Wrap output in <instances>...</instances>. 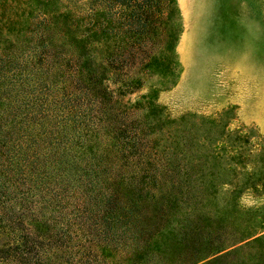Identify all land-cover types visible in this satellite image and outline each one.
Segmentation results:
<instances>
[{"label": "trees", "instance_id": "trees-1", "mask_svg": "<svg viewBox=\"0 0 264 264\" xmlns=\"http://www.w3.org/2000/svg\"><path fill=\"white\" fill-rule=\"evenodd\" d=\"M180 29L176 0H0V264H264V136L155 101Z\"/></svg>", "mask_w": 264, "mask_h": 264}, {"label": "rangeland", "instance_id": "rangeland-1", "mask_svg": "<svg viewBox=\"0 0 264 264\" xmlns=\"http://www.w3.org/2000/svg\"><path fill=\"white\" fill-rule=\"evenodd\" d=\"M176 3L181 29L174 51L181 70L173 85L156 92V103L172 117L217 114L226 129L264 136V0ZM237 203L262 206L264 192L247 189Z\"/></svg>", "mask_w": 264, "mask_h": 264}, {"label": "crops", "instance_id": "crops-1", "mask_svg": "<svg viewBox=\"0 0 264 264\" xmlns=\"http://www.w3.org/2000/svg\"><path fill=\"white\" fill-rule=\"evenodd\" d=\"M184 13H185V10H184ZM186 14V13H185ZM185 31H186V29H184V31H183V33H182V35L185 33Z\"/></svg>", "mask_w": 264, "mask_h": 264}]
</instances>
